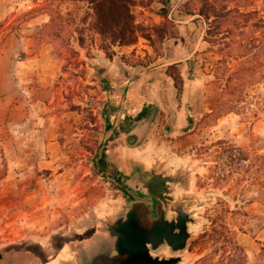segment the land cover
I'll list each match as a JSON object with an SVG mask.
<instances>
[{
  "label": "rangeland",
  "instance_id": "rangeland-1",
  "mask_svg": "<svg viewBox=\"0 0 264 264\" xmlns=\"http://www.w3.org/2000/svg\"><path fill=\"white\" fill-rule=\"evenodd\" d=\"M175 3L173 37L159 42L152 28ZM87 12L71 0H0V264H47L37 247L49 264L77 263L123 210L115 177L134 167L183 176L170 195L193 218L186 247L159 255L264 264V0H136L151 40L113 46V65L81 23ZM173 51L176 126L160 105L142 143L125 148L109 138L106 82L116 63L153 69L155 81Z\"/></svg>",
  "mask_w": 264,
  "mask_h": 264
},
{
  "label": "water",
  "instance_id": "water-1",
  "mask_svg": "<svg viewBox=\"0 0 264 264\" xmlns=\"http://www.w3.org/2000/svg\"><path fill=\"white\" fill-rule=\"evenodd\" d=\"M150 107L133 119L126 129L125 144L139 146L156 115ZM113 168L115 166L113 165ZM115 179L125 191V205L105 223L106 236L83 251L75 264H176L181 256L164 257L158 252L168 246L172 253L184 251L189 237L188 222L193 220L184 207L170 206L175 212L167 218L169 186L183 182L182 175H166L134 167L129 175ZM1 257V254H0ZM8 264V263H7Z\"/></svg>",
  "mask_w": 264,
  "mask_h": 264
},
{
  "label": "crops",
  "instance_id": "crops-1",
  "mask_svg": "<svg viewBox=\"0 0 264 264\" xmlns=\"http://www.w3.org/2000/svg\"><path fill=\"white\" fill-rule=\"evenodd\" d=\"M162 3L164 4V2ZM164 11L176 24V3L167 4ZM172 55V61L166 63V65L177 64L180 61L176 60V51H173ZM107 61L110 65L115 63V59H108ZM115 65L117 66L116 72H113L111 80L106 82L108 84L106 96L112 104V109H115L108 116L110 123L109 138H113L116 143L121 142L122 145H125V148H130L124 141L126 129L133 119L148 111L151 106L155 107L157 111L148 130L156 119L158 109H161L160 105H165L169 109L173 125L176 126V103L179 104V100L176 98V88L174 87L173 80L166 74L165 69H162V72L159 73L161 75L153 81L150 75L153 69L143 66L137 69L136 67H129L124 64L121 66L118 63ZM181 76L183 79L182 73Z\"/></svg>",
  "mask_w": 264,
  "mask_h": 264
},
{
  "label": "trees",
  "instance_id": "trees-1",
  "mask_svg": "<svg viewBox=\"0 0 264 264\" xmlns=\"http://www.w3.org/2000/svg\"><path fill=\"white\" fill-rule=\"evenodd\" d=\"M47 1V0H44ZM70 1V0H69ZM73 2H83L87 5L89 12L87 17L82 18L81 23L87 25V28L100 37V49L105 53V56L111 60L114 54L113 46H129L136 42L139 35L150 39V34L146 27L136 24L132 6L136 0H71ZM205 20L209 19L208 14L201 13ZM163 18L162 24H155L152 30L155 32L158 41L173 37L172 32L165 26H172L173 23L168 20L165 11L160 12ZM88 20V22H87ZM260 27H264V21L259 23ZM78 44H82L78 37ZM257 48H264V43ZM165 72L173 80L176 88V98L180 100L183 88V79L178 69L177 64H169L165 68ZM223 141H219L222 143ZM246 159V158H244Z\"/></svg>",
  "mask_w": 264,
  "mask_h": 264
},
{
  "label": "flooded vegetation",
  "instance_id": "flooded-vegetation-1",
  "mask_svg": "<svg viewBox=\"0 0 264 264\" xmlns=\"http://www.w3.org/2000/svg\"><path fill=\"white\" fill-rule=\"evenodd\" d=\"M170 186H169V195H170ZM171 196V195H170ZM176 205V201L175 200H173V198H172V196H171V199L168 201V210L170 209V206H172V205ZM177 205L178 206H182L180 203H177ZM171 210V209H170ZM172 211V210H171ZM172 212H174V211H172ZM174 215H175V212H174ZM60 246H62V245H60ZM40 254H42L44 257H45V255L43 254V253H40ZM1 258H2V255H1V257H0V260H1ZM52 258H54V257H51L50 259L49 258H47V259H45V263H47V264H49L51 261H52Z\"/></svg>",
  "mask_w": 264,
  "mask_h": 264
},
{
  "label": "bare ground",
  "instance_id": "bare-ground-1",
  "mask_svg": "<svg viewBox=\"0 0 264 264\" xmlns=\"http://www.w3.org/2000/svg\"><path fill=\"white\" fill-rule=\"evenodd\" d=\"M60 248L63 249V246H60ZM37 252H39V253H43V254L45 255L46 259L48 258V257L46 256V252L44 251L43 248H41V247H37ZM45 257H44V259H45ZM49 259H50V258H49Z\"/></svg>",
  "mask_w": 264,
  "mask_h": 264
}]
</instances>
